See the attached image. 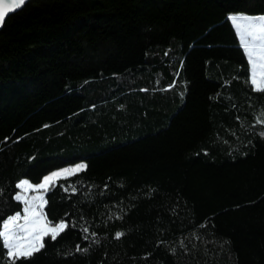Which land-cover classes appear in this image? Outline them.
I'll list each match as a JSON object with an SVG mask.
<instances>
[{"label": "trees", "instance_id": "trees-1", "mask_svg": "<svg viewBox=\"0 0 264 264\" xmlns=\"http://www.w3.org/2000/svg\"><path fill=\"white\" fill-rule=\"evenodd\" d=\"M238 14L264 0H30L7 18L0 228L23 180L86 162L44 196L67 228L16 264H264V92Z\"/></svg>", "mask_w": 264, "mask_h": 264}, {"label": "snow or ice", "instance_id": "snow-or-ice-1", "mask_svg": "<svg viewBox=\"0 0 264 264\" xmlns=\"http://www.w3.org/2000/svg\"><path fill=\"white\" fill-rule=\"evenodd\" d=\"M24 3L25 0H11L10 3L0 0V26L4 24L8 12L21 7ZM232 20L238 28L241 27L238 18L233 17ZM241 41L250 65V83L255 91L264 92V17L246 20V25L241 30ZM85 167L81 165L79 168L55 172L45 177L43 183L38 186H33L28 181L18 185L22 192L16 195L15 199L23 204L24 215L21 217L17 213L0 228V242L8 250V256L13 264H16L17 260L29 259L40 251L43 247V237L50 236L51 239H56L67 228L64 223L55 226L46 223L43 208L47 200L43 194L29 199L25 193L30 190L40 192L43 189L46 194L49 186L54 185L59 178L73 175ZM21 219L24 221L23 224L18 223ZM120 235L122 234H118V238Z\"/></svg>", "mask_w": 264, "mask_h": 264}, {"label": "rangeland", "instance_id": "rangeland-1", "mask_svg": "<svg viewBox=\"0 0 264 264\" xmlns=\"http://www.w3.org/2000/svg\"><path fill=\"white\" fill-rule=\"evenodd\" d=\"M233 17H236V18H238V20L240 21V24H241V27L240 28H238L237 27V25L236 24H234L233 23V20H232V18ZM260 17H264V15H242V14H238V15H233L232 16V18H231V21H232V23H233V26L235 27V30H236V32H237V34H238V36H239V39H240V42H241V44H242V41H241V30H242V28L246 25V20L247 19H253V20H255V19H257V18H260ZM81 165H84V166H86V162L85 161H80V162H78V163H76V164H72V165H69V166H66V167H64V168H61V169H59V170H56L55 172H63L64 170H66V169H71V168H79ZM55 172H52L51 174H49L48 176H50V175H52L53 173H55ZM79 172V171H78ZM48 176H46V177H48ZM68 176H70V175H68ZM67 177V176H66ZM61 178H64V177H61ZM24 181H28V180H23L21 183H23ZM44 181V180H43ZM43 181L41 182V183H43ZM29 182V181H28ZM20 183V184H21ZM30 183V182H29ZM40 183V184H41ZM31 184V183H30ZM39 184V185H40ZM33 186H38V185H34V184H32ZM21 190V189H20ZM21 192H22V190H21ZM21 192L19 193V194H21ZM41 194H43L44 196H45V193H44V190L43 189H41L40 190V192H34V191H28L27 193H25V195L29 198V199H31L32 197H34V196H37V195H41ZM43 213H44V210H43ZM20 215H21V217H23V215H24V213H23V211H22V213H20ZM23 219H21L20 221H18V223H20V224H23ZM46 223H48L49 224V226H55V225H53V224H50L48 221H47V219H46ZM60 223H64V224H66L67 225V223L66 222H60ZM60 223H58V224H60ZM58 224H56V225H58ZM44 238V237H43ZM43 240V239H42Z\"/></svg>", "mask_w": 264, "mask_h": 264}, {"label": "water", "instance_id": "water-1", "mask_svg": "<svg viewBox=\"0 0 264 264\" xmlns=\"http://www.w3.org/2000/svg\"><path fill=\"white\" fill-rule=\"evenodd\" d=\"M28 1H30V0H25V3H24L21 7L15 9V10H13V11L8 12L7 15H6V17H5V21H6L7 18L10 17L12 14H15V13L19 12L21 9H23V7L28 3ZM3 2H4V3H10L11 0H3ZM4 23H5V22H4ZM3 26H4V24H3L2 26H0V31L2 30Z\"/></svg>", "mask_w": 264, "mask_h": 264}]
</instances>
